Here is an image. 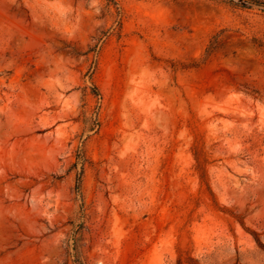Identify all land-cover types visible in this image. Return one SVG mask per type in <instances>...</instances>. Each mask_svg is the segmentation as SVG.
<instances>
[{
	"label": "rangeland",
	"instance_id": "obj_1",
	"mask_svg": "<svg viewBox=\"0 0 264 264\" xmlns=\"http://www.w3.org/2000/svg\"><path fill=\"white\" fill-rule=\"evenodd\" d=\"M235 2L0 0V264H264V10Z\"/></svg>",
	"mask_w": 264,
	"mask_h": 264
},
{
	"label": "trees",
	"instance_id": "obj_2",
	"mask_svg": "<svg viewBox=\"0 0 264 264\" xmlns=\"http://www.w3.org/2000/svg\"><path fill=\"white\" fill-rule=\"evenodd\" d=\"M235 3L241 4L242 6L254 4L259 6L262 10H264V0H241V1H236ZM78 184H79V178L77 179V185Z\"/></svg>",
	"mask_w": 264,
	"mask_h": 264
},
{
	"label": "water",
	"instance_id": "obj_3",
	"mask_svg": "<svg viewBox=\"0 0 264 264\" xmlns=\"http://www.w3.org/2000/svg\"><path fill=\"white\" fill-rule=\"evenodd\" d=\"M236 1H241V0H236Z\"/></svg>",
	"mask_w": 264,
	"mask_h": 264
}]
</instances>
